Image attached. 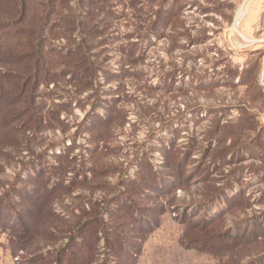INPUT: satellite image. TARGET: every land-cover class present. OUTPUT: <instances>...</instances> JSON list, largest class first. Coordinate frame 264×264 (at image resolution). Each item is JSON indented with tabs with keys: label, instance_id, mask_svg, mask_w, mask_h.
Masks as SVG:
<instances>
[{
	"label": "rangeland",
	"instance_id": "1",
	"mask_svg": "<svg viewBox=\"0 0 264 264\" xmlns=\"http://www.w3.org/2000/svg\"><path fill=\"white\" fill-rule=\"evenodd\" d=\"M0 264H264V0H0Z\"/></svg>",
	"mask_w": 264,
	"mask_h": 264
}]
</instances>
